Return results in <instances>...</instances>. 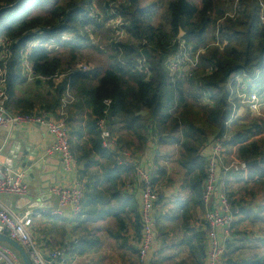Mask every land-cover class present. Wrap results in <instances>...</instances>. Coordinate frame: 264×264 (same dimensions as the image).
I'll use <instances>...</instances> for the list:
<instances>
[{
    "label": "trees",
    "instance_id": "16d2710c",
    "mask_svg": "<svg viewBox=\"0 0 264 264\" xmlns=\"http://www.w3.org/2000/svg\"><path fill=\"white\" fill-rule=\"evenodd\" d=\"M95 1L71 0L69 4H65L64 0H0V39L13 40L7 64L9 102L17 85L24 81L21 53L28 42L32 41L33 36L41 37L44 44L55 40L58 49L48 48L42 43L33 49L30 56L34 71L45 78L60 75L59 71L64 68L70 71L67 80L62 81L59 86L50 83L54 89V99L45 109L49 112L55 111L61 106L68 89L72 91L76 95V101L69 106L68 122L70 124V118L72 122L77 116L86 113L85 131L91 144L89 151L81 148L82 155L77 157L78 162L85 165L86 169L92 168L95 157L107 162L106 168H103V179L92 177L84 187L83 211L78 219L83 216L95 219V214L99 218L106 216L105 206H101L106 202L103 189L105 190L106 185H116L122 173L131 171L117 161L118 151L121 149L120 140L117 150L103 148L97 122L104 118L108 120L114 134L121 136L123 132H132L144 145L147 139L145 134L140 133L141 130L149 133L153 129L163 138L162 142L167 140L172 144H179L181 165L193 178L191 188L195 194L194 205L196 209H202L206 179L203 146L227 131L226 123L232 117L228 80L236 73L250 74L258 67L264 69V23L261 20L259 0H240L237 19L225 18L222 22L219 44H214V49H210L203 57L204 51L201 53L202 67L191 78L178 75L175 83L166 69V60L175 52V48L167 42L178 38L181 31H184L185 41L197 51L204 48L201 45L207 41L209 28L219 18L225 17L223 10L229 8L233 0H173L168 7L171 15L169 32H164L162 28L155 29L151 25L152 19L163 5L162 0H126L127 6L122 7L123 16L125 21L131 22L126 37L135 39L138 45H126V38L119 43L125 54L124 62L118 61L117 71L108 69L101 73L97 69L88 72L71 70L76 65L77 54L80 55L79 52L91 42L87 27L98 29L100 26L98 20L90 17V9L94 7ZM109 5L104 3L107 8ZM36 11L44 14L35 17L33 13ZM65 33L71 34L74 39L62 41ZM144 41L147 45H144ZM113 43L115 47H119L115 44V38ZM60 48L69 55L67 62L62 56L63 53L59 52ZM1 51L2 48L0 53ZM141 51L147 57L150 73L140 74L133 69ZM207 95L214 107L200 109L199 101L207 98ZM190 97L194 99L192 103L189 101ZM141 112L149 114L139 115ZM238 125L239 121L231 124V128L236 130L231 143L238 146L239 158L245 162L259 161V165L247 169L239 178L245 183L264 182V146L255 140L264 130L258 125H244L241 128ZM75 134L82 136L80 130ZM244 174L247 175L243 176ZM160 176L155 175L154 182ZM120 191H113V200H119ZM229 197L231 199L230 194ZM232 205L235 208L233 202ZM99 206L102 207L100 211ZM239 209L241 212L246 211L241 207ZM136 218L140 225V218ZM141 227L140 225L138 228L139 233ZM201 229L197 234L207 238L206 229ZM98 245V239L84 233L64 251L67 257L72 258L83 256Z\"/></svg>",
    "mask_w": 264,
    "mask_h": 264
},
{
    "label": "crops",
    "instance_id": "0c3cea01",
    "mask_svg": "<svg viewBox=\"0 0 264 264\" xmlns=\"http://www.w3.org/2000/svg\"><path fill=\"white\" fill-rule=\"evenodd\" d=\"M96 2L98 3V1ZM168 14V28L165 32L171 30L169 25L171 15L169 12ZM90 39L92 43L94 36L90 35ZM111 61L113 66L108 63L109 69L114 71L119 69L116 56ZM95 66L101 73L107 70L105 69L107 66ZM21 68L24 81L17 85L14 96L10 99L8 110L12 113L46 114L50 119H62L61 109L64 105L49 112L45 108L50 103L43 97L46 94L54 96L50 83L56 85V82L54 80L28 81L23 61ZM204 101L205 106L214 107L208 98H205ZM12 104L15 105L14 109ZM64 108L66 109V105ZM242 109L243 107L238 111V118L243 112ZM86 119V113L77 116L72 122L70 118V145L75 155L78 152L81 153V148H85L86 151L91 149L90 137L85 131ZM79 130L82 133L81 137L75 134ZM115 136L118 138L120 135L115 134ZM145 137L147 141L143 152L132 154V160L127 161V165H130L128 168H132L134 171L137 166H142L148 172L153 173L156 169L158 171L161 159L167 157V152L163 151L162 144L170 143L162 142L163 138L154 129L149 133L146 132ZM53 142L54 137L41 125L27 123L22 126H8L0 129V168H9L20 174L19 169L16 168V157L21 152L27 158V150L37 153L43 162L41 170L32 167L22 173L28 188L26 196L1 195L0 201L16 215H34L31 233L48 259L53 252L64 251L83 235L80 234L79 229L80 219L74 217L72 207L62 208L57 197L49 194V189L53 186L73 190L84 189L86 184L91 181V177L95 175L93 170L91 172V169H86L85 165L80 164L77 171L70 173L62 171L60 157L47 155V150ZM231 147L238 146L235 143H228L227 158L230 156L228 150ZM118 155H122V152L118 151ZM97 159L100 162H106L99 157ZM98 169V175L95 176L102 180L103 167ZM89 172L91 173L89 174ZM217 175L219 185L222 176L220 168ZM121 179L122 176L119 181ZM132 179L135 183L131 186L132 189L123 188V191H120L119 200H113V192L103 189L106 202L101 206H105L106 216L99 218V215L95 214V219L83 216L86 220H90L88 223L94 219L90 229L93 230L92 238L98 239L99 245L83 256L71 258L65 255L67 261L56 264H193V262L194 264H208L211 245L208 234L207 238L200 236L199 242L194 239L193 235V233L197 235L201 228V231L206 229L204 214L207 208L205 206L202 209L197 208L196 222L186 223L184 221L188 216L186 211L189 212L190 206H194V203L192 205L190 203L193 202L195 194L192 191L183 190L182 186L177 183L172 184L163 192L161 201L156 206L157 233L154 243L147 251V256L141 257L139 242L142 238V227L141 233H139L138 228L141 223L138 224L136 217L140 218L142 183L139 176H132ZM242 183L244 180L242 181L239 176L233 177L227 183L236 212L231 235L229 237L224 234L221 236L222 241L226 243V253L221 264H264V194L258 192L250 194L249 202H246L245 194L240 189ZM118 184L116 183V186ZM252 185H254L253 182H250L249 186ZM188 198H190L189 201H187ZM239 207L246 211L241 212ZM100 209L102 207L99 206V211ZM192 217L195 219L194 215ZM174 226L178 228H174ZM175 229L178 230L177 233ZM222 232L223 229L220 228L218 233L221 235Z\"/></svg>",
    "mask_w": 264,
    "mask_h": 264
},
{
    "label": "built area",
    "instance_id": "2783aa9c",
    "mask_svg": "<svg viewBox=\"0 0 264 264\" xmlns=\"http://www.w3.org/2000/svg\"><path fill=\"white\" fill-rule=\"evenodd\" d=\"M107 16L111 20V26L115 32V44L119 46L126 35L127 29L131 22L125 21L124 10L114 3L105 7ZM239 9V6H238ZM236 8L231 13L227 14L226 18L232 20L237 19ZM91 18L100 20L103 16L101 13L91 10ZM264 23V17H261ZM219 33H216L215 45L219 44ZM91 35V32H90ZM74 36L65 33L62 36V41H71ZM43 40L41 37L33 36L32 41L28 42L25 50L22 51V61L25 65V71L28 81L44 80L59 81V75L53 78H45L38 75L30 61V56L34 48L41 45ZM13 44V40H7L6 38L0 39V47L2 51L0 53V129L8 126L17 127L27 123L41 125L45 127L48 132L54 137V142L47 150L49 156H59L62 163V171L70 173L77 171L79 168V162L77 156L73 152L70 145L71 129L68 123V114L62 108V119H50L46 114H20L12 113L7 108L9 102V94L7 91V64L10 58V47ZM44 44V43H43ZM48 48L58 49L55 40H49L44 44ZM144 45L147 42L144 41ZM169 45L175 48V52L171 54L166 60V69L171 75L173 83L178 75H183L186 78L194 76L195 72L200 68V55L203 50H196L194 46L187 41L178 37L172 39ZM209 48V47H208ZM114 53L118 54V61L122 63L124 57V50L119 47H115ZM78 71L88 72L89 68L84 65H79L76 68ZM134 71L140 74L150 73V66L146 55L141 51L139 58L133 65ZM264 75V69L256 68L253 73L240 72L233 74L229 80L228 85L230 89L229 102L232 105V117L226 123L227 131L231 129L232 120L237 117L238 111L243 106H247L249 110H258V106L262 102L261 94L256 91L259 88H263L261 83L255 85V83ZM264 94V89H262ZM70 93L69 89L67 94ZM208 97V95L206 96ZM64 101V100H63ZM264 101V100H263ZM108 103V101L106 102ZM235 104L239 109H236ZM66 105V104H65ZM64 105V106H65ZM97 126L100 132L102 145L107 150H117L118 138L111 131L108 120L101 119L97 122ZM228 132L223 135L214 138L207 142L203 146L202 155L206 159V179L203 190L204 206L207 208L204 214V223L206 225L207 234L210 238L211 245L208 254V264H221L223 256L226 253V243L221 239L223 234L227 237L231 235V227L235 222V209L233 208L232 201L229 197V191L227 183L236 175H240L247 171V164L245 161H232L226 156V148L228 146ZM118 163L120 165L127 164V161L132 160V154L124 152L119 155ZM221 169L222 176L220 177V184L218 185V169ZM137 175L141 180V211L140 220L142 226V238L139 242L141 245L140 254L144 258L147 256L148 249L154 243L155 234L157 233V216L156 206L159 203V191L156 188L154 177L157 169L150 173L144 167L137 166ZM132 189V187H128ZM28 194V188L25 183L22 174H17L15 171L9 168H0V196L1 195H13L18 197H24ZM49 194L57 197L59 204L62 208L72 207L73 215L78 218L83 211L82 202L84 199V189H66L63 187L53 186L49 189ZM218 196V198H217ZM34 224V215L27 214L19 216L8 210L0 201V233L15 240L26 250L29 259L32 264H56L58 262H66L65 251H55L50 255V259L46 258L43 254L40 246L34 239L31 228ZM222 228L221 235L218 230ZM20 255L7 244L0 242V264H21Z\"/></svg>",
    "mask_w": 264,
    "mask_h": 264
},
{
    "label": "rangeland",
    "instance_id": "374dc122",
    "mask_svg": "<svg viewBox=\"0 0 264 264\" xmlns=\"http://www.w3.org/2000/svg\"><path fill=\"white\" fill-rule=\"evenodd\" d=\"M98 1V3L96 2ZM94 3V7L90 9L94 10V12L97 13H101L103 16L101 17V19L98 21L100 25L98 29H95L93 26H88V33L94 36V39L92 41V43H87V47L85 49H83L82 51L79 52L80 55L77 54V61H76V65L74 66L73 69L71 70H75L79 65H84L85 67L91 69H96L95 65H98L100 67L102 66H107L105 67V69H109V64H112L111 59H113L116 55L114 54L115 51V46L113 43V40L115 38V32L111 26V20L110 18L106 15L107 12L105 11V6L104 3H108V4H117L121 9H123V6H127V2L126 0H96ZM100 1V2H99ZM163 1V5L161 7V9L158 10L157 14L155 15V17L152 19L151 21V25L155 28V29H159L162 28L163 31L165 32L168 28V20H169V14H168V7L169 4L172 0H162ZM201 2L202 0H196ZM228 1V0H225ZM71 2V0H64V3L69 4ZM260 5H261V17H264V0H259ZM220 3V2H219ZM218 3V4H219ZM238 3L240 5V0H233L230 2V7L227 9L223 10V14L225 15V17L223 19L219 18L218 21L213 25H211V27L209 28L208 31V38L207 41L201 45V46H205L204 48L200 49L203 50L204 53L203 55H206L209 51L213 50V45L215 43V39H216V33L218 32V30L220 31V29L222 28V22L224 21V19L226 18L227 14L231 13L233 10H235L236 8L238 9ZM42 13L40 12H34L33 16L38 17L41 16ZM179 37H181L183 39V35H179ZM126 38V37H125ZM138 41H136L135 39H128L126 38L125 40V44L126 45H133V44H137ZM94 43V44H93ZM167 44L169 45V43L167 42ZM209 47V48H208ZM152 49V48H150ZM211 49V50H210ZM60 53H63L62 56L65 59V62H67L69 60V55L67 52H64V50H62L60 48L59 50ZM108 61V62H107ZM109 63V64H108ZM95 66V67H94ZM202 67V61H201V66ZM69 70V69H68ZM68 70H66V68L62 69L59 71V78H61V80L56 81V87L59 86L61 83H63L62 81H66L67 80V76H68ZM117 71V70H116ZM259 83H261L263 88H259L256 92L258 94H261L264 96L262 89H264V75L262 78H260L255 85H259ZM188 88V86H187ZM52 94H54V89L52 90ZM51 94V95H52ZM44 100H47L48 102H50L52 104L54 96H50L48 94L44 95ZM208 98V97H207ZM64 100V101H63ZM61 105H65L66 104V109H64L65 106H63V109L66 111V113L69 115V106L72 105V103H74L76 101V95L71 91L70 93L66 94L63 98ZM75 100V101H74ZM264 97H262V102L260 103V105L258 106V110H249L247 106H243V112L241 113V116L235 117L234 120H232V122L234 121H239V125L238 128H241L242 126L246 125L247 127H251V126H260L261 129L264 130ZM74 101V102H72ZM189 101L192 103L194 101V99L192 97L189 98ZM199 106L200 109L202 107H208L205 106V101L204 99H201L199 101ZM13 107V109L15 108V105L12 104L11 105ZM236 109H239L238 105L235 104ZM61 108V106H60ZM58 109V108H57ZM56 109V110H57ZM20 114H25V113H20ZM25 115H30L29 113L25 114ZM69 117V116H68ZM238 119V120H237ZM145 123V122H143ZM236 132L235 128L232 127L228 134V142L227 143H231V141L234 138V133ZM140 133L146 134L145 130H141ZM227 133V131L225 132V134ZM224 134V135H225ZM177 138H180V136L177 135ZM120 140V147L121 149L119 150L120 153H124V152H129V154H134L135 152L138 154L143 152V148H144V143L141 142L137 136L134 133H127V132H123L121 133V136L118 137V142ZM256 141H259L260 144H263L262 146H264V133H262L260 136H256L255 137ZM117 142V144L119 145V143ZM167 142V140L165 141ZM170 143V142H168ZM171 147V148H170ZM162 148L163 151L167 152V157H164L161 159V164L160 167H158V171L157 174H160V179L157 180L155 182L156 184V188L159 191V203L161 201V196H163V192L172 184L177 183L180 184L183 188V190H189L190 192L192 191L191 188V181H192V175H189L187 170L185 168L182 167L181 165V159H182V155H181V147L179 144H167V143H163L162 144ZM230 151V155L228 157L229 160L232 161H241V159L238 156V147H231L229 148ZM77 157L81 156L82 153H77L76 154ZM95 164L92 166L91 168V172L93 170L95 175H98L99 172V167H103L106 168L107 166V162H100L99 159H97V157L94 158ZM125 166L128 168L130 165L125 164ZM131 169V171H129L128 173L125 171V173H122V179L121 181H119L118 185H106L105 186V191H109V192H113L116 190H121L123 191V188L126 189L127 187H131L133 186L135 183L132 179V176L134 177H138L137 175V171H134L132 168H128ZM128 171V170H127ZM163 171L165 172V174H162ZM89 172V174L91 173ZM93 174V175H94ZM156 174V175H157ZM92 176V177H96V176ZM103 175V174H102ZM237 176V175H236ZM234 176V177H236ZM240 176V175H238ZM91 177V179H92ZM254 185L249 186V183H242L240 189L242 190V192H244L245 194V201L249 202V195L253 193H263L264 194V182H253ZM248 185V186H247ZM120 186V187H119ZM193 192V191H192ZM191 198V196H190ZM190 198H188L187 201L190 200ZM195 197L193 198V202H191L190 204L192 205V203H194ZM190 210L189 212L186 211V213H188L186 220V223L191 222L192 224L194 223V221L196 222L197 220V216H196V205H194L193 207L190 206ZM192 211V212H191ZM194 218L193 219V216ZM182 216V213H181ZM183 220V218H181ZM93 221V220H92ZM93 222L88 223V221L82 217L80 219L79 222V229H80V234H84L86 233L88 236L93 237L92 233L93 230L90 229V227L92 226ZM174 228H178L177 226H174ZM167 231V229H166ZM176 233L178 232V230H176ZM194 239L196 241L199 242L200 240V236L199 234H194ZM202 237V236H201ZM197 243V242H196ZM194 264V262H193ZM197 264V263H195ZM200 264V263H199Z\"/></svg>",
    "mask_w": 264,
    "mask_h": 264
},
{
    "label": "water",
    "instance_id": "95a60500",
    "mask_svg": "<svg viewBox=\"0 0 264 264\" xmlns=\"http://www.w3.org/2000/svg\"><path fill=\"white\" fill-rule=\"evenodd\" d=\"M181 35H185L184 31H181ZM148 112H141L139 115L147 116ZM26 153L28 154V157L24 155V153L19 152V154L16 157V168L19 169V173L22 174L25 170L30 169L34 167V169H40L43 166V162L41 158L38 156L37 153L33 152L32 150H27ZM247 169L250 170L253 166L259 165V161H253V162H246ZM0 242L7 244L11 248H13L21 257L23 264H32L29 256L26 252V250L23 248L22 245H20L15 240L9 238L8 236L0 233Z\"/></svg>",
    "mask_w": 264,
    "mask_h": 264
}]
</instances>
